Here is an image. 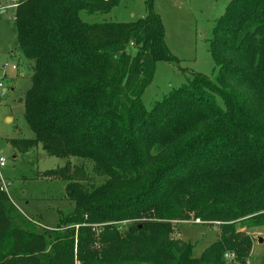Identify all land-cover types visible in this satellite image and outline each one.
I'll return each mask as SVG.
<instances>
[{"label": "trees", "instance_id": "trees-1", "mask_svg": "<svg viewBox=\"0 0 264 264\" xmlns=\"http://www.w3.org/2000/svg\"><path fill=\"white\" fill-rule=\"evenodd\" d=\"M120 1L20 0L14 9L30 79L19 102L34 138L12 145L66 159L43 176L64 180L74 205L51 230L0 191V264H75V255L80 264H248L252 231L264 227V0H231L210 40L216 77L192 74L150 111L142 96L156 63L177 62L159 16L80 18ZM195 220L219 227L199 258L171 238Z\"/></svg>", "mask_w": 264, "mask_h": 264}, {"label": "rangeland", "instance_id": "rangeland-1", "mask_svg": "<svg viewBox=\"0 0 264 264\" xmlns=\"http://www.w3.org/2000/svg\"><path fill=\"white\" fill-rule=\"evenodd\" d=\"M230 1L121 0L109 13L83 11L80 18L87 23H131L145 18L150 11L159 16L165 32V44L177 62L156 63L153 81L142 96L144 107L150 111L156 101L186 84L192 74L200 73L210 79L216 77L218 69L210 53V40L215 22ZM10 4V0H0V8L5 9L0 15V82L6 90L3 96L0 90V158L7 160L0 175L10 184L9 195L17 209L40 227L52 230L59 222L58 211L67 214L73 210L74 204L65 199L64 180L47 179L43 174L63 167L67 160L48 157L41 146L24 153L12 145V140L32 139L34 134L24 119L23 104L19 102L30 86V79L24 56L16 45L15 10L8 8ZM12 87L14 92L10 89ZM72 163L75 166L83 164L76 160ZM90 178L93 183L103 181V177L93 174ZM194 222L176 224L171 238L191 243L193 256L199 258L218 239L219 227ZM252 236L254 246L248 264H261L264 227L253 230ZM258 238L263 239L261 244ZM74 259L75 264L79 263L76 255Z\"/></svg>", "mask_w": 264, "mask_h": 264}, {"label": "built area", "instance_id": "built-area-1", "mask_svg": "<svg viewBox=\"0 0 264 264\" xmlns=\"http://www.w3.org/2000/svg\"><path fill=\"white\" fill-rule=\"evenodd\" d=\"M19 1H20V0H10V3H11V4L8 6V8H10V9H16L17 6H18V4H19ZM3 10H5L3 7L0 8V14H1V12H2ZM14 68H16V67H14ZM4 88H5L4 84H3L2 82H0V90L3 91L2 96L5 95V92H6V90H4ZM6 165H7V160H6L5 158H0V171H1V169H3L4 167H6ZM9 186H10V184L6 183V182L2 179V177H1V175H0V191H1V192H5L6 194L9 195ZM200 222H201L200 220H195L194 223L199 224ZM225 257H226L227 259H232V258H233V255H231V254H226ZM76 264H79V263H76Z\"/></svg>", "mask_w": 264, "mask_h": 264}, {"label": "crops", "instance_id": "crops-1", "mask_svg": "<svg viewBox=\"0 0 264 264\" xmlns=\"http://www.w3.org/2000/svg\"><path fill=\"white\" fill-rule=\"evenodd\" d=\"M23 76H24V74H23ZM23 76H22V78H23ZM27 77H28V74H27ZM27 77H26V78H27ZM10 83H12V82H10ZM28 88H29V87H28ZM28 88H27V89H28ZM10 89H11L12 92L15 91V88H14V87H12V88H10ZM7 120H8V119H7Z\"/></svg>", "mask_w": 264, "mask_h": 264}, {"label": "water", "instance_id": "water-1", "mask_svg": "<svg viewBox=\"0 0 264 264\" xmlns=\"http://www.w3.org/2000/svg\"><path fill=\"white\" fill-rule=\"evenodd\" d=\"M262 241H263L262 238H258V242H259L260 244L262 243Z\"/></svg>", "mask_w": 264, "mask_h": 264}]
</instances>
